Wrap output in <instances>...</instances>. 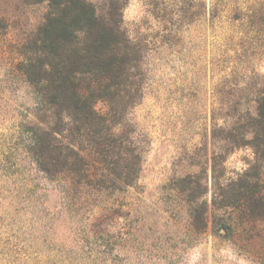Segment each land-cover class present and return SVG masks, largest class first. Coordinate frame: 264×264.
<instances>
[{
    "label": "rangeland",
    "instance_id": "374dc122",
    "mask_svg": "<svg viewBox=\"0 0 264 264\" xmlns=\"http://www.w3.org/2000/svg\"><path fill=\"white\" fill-rule=\"evenodd\" d=\"M85 1L139 51L112 131L138 177L94 189L40 171L28 150L43 114L20 65L49 2L0 0V264H264V0Z\"/></svg>",
    "mask_w": 264,
    "mask_h": 264
},
{
    "label": "trees",
    "instance_id": "16d2710c",
    "mask_svg": "<svg viewBox=\"0 0 264 264\" xmlns=\"http://www.w3.org/2000/svg\"><path fill=\"white\" fill-rule=\"evenodd\" d=\"M221 1H214L215 12ZM229 1L238 12L246 4ZM48 2L47 18L35 33L36 58L26 57L20 65L43 114V126L30 129L28 151L51 180L68 178L77 187L94 189H107L102 186L106 182L132 186L138 177L137 157L112 131L134 101L140 69L136 44L121 27L103 22L85 0ZM259 5L245 9L260 13ZM99 103L105 111L98 110ZM254 114L255 135H264V92L257 97ZM91 168L99 176L91 175ZM193 216L200 217L196 211Z\"/></svg>",
    "mask_w": 264,
    "mask_h": 264
}]
</instances>
